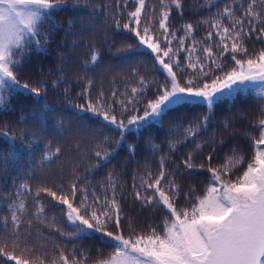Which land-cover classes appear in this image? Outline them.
<instances>
[{
	"label": "snow or ice",
	"instance_id": "obj_1",
	"mask_svg": "<svg viewBox=\"0 0 264 264\" xmlns=\"http://www.w3.org/2000/svg\"><path fill=\"white\" fill-rule=\"evenodd\" d=\"M81 3L72 0V6ZM184 3L159 0L158 9L149 14L144 11L146 0H134L127 22L121 23L122 12L111 17L117 29L127 30L137 41L134 54H141L140 47L146 49L158 75L149 78L133 69L137 86L124 93L113 90L110 97L103 91L92 97V80L79 77L78 84L87 80V85L76 93L85 103L75 107L95 117L90 119L97 126L93 141L97 167L110 162L129 132L139 134L153 127L161 131L169 117H179L170 123L160 144L153 136L146 141L152 163L159 155L157 170L152 171L146 160L143 172L138 166L133 174V203L159 213V222L139 227L126 217L125 188L114 171L96 184L89 183L87 174L82 178L73 174L67 183L42 181L34 191L26 182L9 197L10 221L0 219L5 229L0 234V264H264V0H208L201 7L209 15L177 28L170 17L178 12L183 19ZM122 6L128 7L129 0H117L112 7ZM67 7L68 0H0V106L10 107L12 93L38 97L47 91L46 82L37 86L22 82L20 69L31 51L44 50L57 27L53 17ZM198 32L205 33L200 40ZM256 42L261 47L256 48ZM125 47L133 46L125 42ZM90 51L91 61L96 62L99 52ZM59 84H67L66 79L54 81L51 87ZM69 92L70 86L65 87L66 96ZM249 92L255 93L258 105V119L253 121L258 135L247 137L251 155L232 148L214 165L215 150L205 157L196 141L221 102ZM196 107L204 108L205 114L189 120L187 111ZM12 128L4 122L0 136L12 142L14 158L15 140L29 137L26 130L9 135ZM106 130L115 131L119 139L105 135ZM189 145L192 151L176 165L171 160L173 150ZM45 147L44 160L61 152L59 147L55 153L50 145ZM75 150L79 152V146ZM130 152L134 154L135 147ZM194 172L206 173L205 182L181 183L185 174ZM34 179V174L27 175V180ZM56 205L62 206V219L71 230L66 233L57 227L53 217L47 239L55 232L56 239L66 243L35 244L32 221L27 218L34 214L47 224L46 207ZM85 237L101 247H77L75 241Z\"/></svg>",
	"mask_w": 264,
	"mask_h": 264
},
{
	"label": "trees",
	"instance_id": "obj_2",
	"mask_svg": "<svg viewBox=\"0 0 264 264\" xmlns=\"http://www.w3.org/2000/svg\"><path fill=\"white\" fill-rule=\"evenodd\" d=\"M68 2L69 7L53 17L57 27L52 31L49 43L44 50L31 51L30 57L20 69L22 82L28 81L33 86H37L38 82H46L47 91L41 92L38 97L26 92L12 93L10 107L0 106V128L3 127L4 122H8L13 125L9 135L12 132L26 130L29 137L23 142L19 139L15 140L16 151L13 158L10 155L13 151L12 142L0 136V219L7 218L10 221L9 197L17 191L16 186L20 184L27 182L34 191L35 186L42 181L50 184L59 183L63 179L67 183L68 177L73 174L81 178L87 174L89 183L96 184L102 182L109 172L114 171L125 188L126 217L135 220L139 227H143L146 223H158L159 213L153 209L142 208L139 203H133L131 195L133 174L138 166L143 172L146 160L152 171L157 170L159 155L155 157L157 163H152L146 141L149 136H153L155 143L160 144V141L165 139L164 132L169 128L170 123L177 122L179 117L175 115L169 117L161 131L153 127L139 134L135 131L129 132L124 142L115 148L110 162L101 163V166L97 167L93 143L97 139V126L92 123L95 117L91 113L80 112L75 107L85 103L83 99L77 97L76 93L81 92L87 85V80L78 84L79 77L92 80L93 86L89 89L92 97L100 91L110 97L113 90L124 93L130 91L131 87L137 86L132 77L133 69L149 78L158 75L153 71L152 60L146 49L140 47L138 52L141 54H134L137 51L135 48L137 41L127 30L117 29L111 19L114 12H122L121 23L127 22V13L133 11L135 7L134 0H129L128 7L122 6L118 9L112 7L117 4V0H82L81 4L75 6H72V0ZM207 3L208 0H185L184 18L181 19L178 12H173L170 24L179 28L185 23H194L197 19L206 17L209 14L204 12L201 5ZM104 5L110 7L105 10ZM154 7L158 9L159 0H146L144 11L151 14ZM216 11L217 9H212L213 13ZM195 35L196 39L200 40L205 33L198 32ZM125 42L133 47L127 49ZM254 46L261 47L259 42H256ZM90 49L99 52L96 62L91 61L93 53ZM61 78L66 79L67 84L51 87L54 81ZM69 86L70 92L66 96L64 89ZM257 107L253 92L221 102L214 109V114L196 141L203 148V156L206 157L214 149V165L220 162L232 148L239 147L243 155L250 156L247 137L248 134L258 135V132L253 131V121L258 119ZM205 111L202 107H196L187 111L186 115L191 120L202 116ZM22 118L23 122H21ZM58 125L61 126L59 132L55 130ZM226 125L229 126L226 127ZM40 129H45L42 134ZM105 135L114 140L119 139L115 131L106 130ZM23 145H29V147ZM46 145L51 146L53 153L57 147L61 149V152L58 156L53 155L50 160H44V154L47 152ZM77 146H79V152L75 150ZM130 147H135L134 154L130 152ZM173 151L175 154L171 156V160H174L176 165H180L185 154L192 151V146ZM28 174H34L35 179L27 180ZM205 175L206 173L197 172L191 176L185 174V179L181 183L200 185L205 182ZM61 207L59 205L46 207L44 215L47 217V224L41 223L34 214L27 218L32 221V237L35 244L47 243L50 247L53 241L66 243L64 239L57 240L58 233L55 232L51 240L47 239L48 232L52 231L53 217L56 219L57 227H62L66 233L71 230L66 220L62 219ZM29 211L34 213V208H30ZM22 219H24L23 216ZM4 231L5 229L0 227V234ZM75 244L83 249L94 250L101 247L96 240L89 237L77 240Z\"/></svg>",
	"mask_w": 264,
	"mask_h": 264
},
{
	"label": "rangeland",
	"instance_id": "obj_3",
	"mask_svg": "<svg viewBox=\"0 0 264 264\" xmlns=\"http://www.w3.org/2000/svg\"><path fill=\"white\" fill-rule=\"evenodd\" d=\"M144 48V47H143Z\"/></svg>",
	"mask_w": 264,
	"mask_h": 264
}]
</instances>
